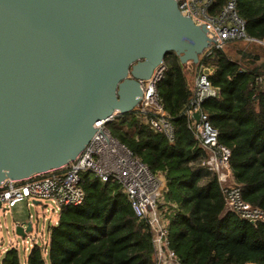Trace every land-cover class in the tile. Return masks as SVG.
I'll use <instances>...</instances> for the list:
<instances>
[{
	"label": "trees",
	"instance_id": "trees-1",
	"mask_svg": "<svg viewBox=\"0 0 264 264\" xmlns=\"http://www.w3.org/2000/svg\"><path fill=\"white\" fill-rule=\"evenodd\" d=\"M227 1L215 0L210 14H219ZM237 10L247 35L264 42V0H237ZM165 63L159 93L175 127L174 140L152 129L138 110L116 116L108 129L164 177L159 209L181 264H264V223L253 225L228 210L217 176L201 166L208 155L187 115L194 97L187 76L191 63L182 64L175 53ZM191 67L209 70L219 94L202 110L218 130L219 143L231 151L232 177L243 199L264 209V45L229 41ZM82 186L84 203L61 211L49 227L48 243L35 244L27 264H156L153 232L135 216L122 185L87 172ZM0 264H21L18 250L7 251Z\"/></svg>",
	"mask_w": 264,
	"mask_h": 264
},
{
	"label": "water",
	"instance_id": "water-1",
	"mask_svg": "<svg viewBox=\"0 0 264 264\" xmlns=\"http://www.w3.org/2000/svg\"><path fill=\"white\" fill-rule=\"evenodd\" d=\"M210 49L177 0H0V185L76 160L167 55L198 64Z\"/></svg>",
	"mask_w": 264,
	"mask_h": 264
},
{
	"label": "built area",
	"instance_id": "built-area-1",
	"mask_svg": "<svg viewBox=\"0 0 264 264\" xmlns=\"http://www.w3.org/2000/svg\"><path fill=\"white\" fill-rule=\"evenodd\" d=\"M177 2L184 16L190 17L195 24L206 27L212 40V48L223 49L233 40L257 41L264 45L263 41L247 35L245 21L237 10V0H228L217 15L209 12L215 0ZM167 72L168 66L163 61L154 69L150 79L142 83L143 97L136 110L146 116L145 121L152 129L164 133L173 141L175 127L159 93V86ZM193 93L187 115L189 128L208 155L201 163L202 168L217 176L228 210L250 222L264 223V209L243 199L241 187L232 177L231 151L219 143L218 130L210 124L208 116L202 110V104L207 99L219 94V90L209 80V70L203 68L196 72ZM196 112L201 115L199 123L194 118ZM114 119L97 123L91 142L76 160L66 166L24 180H5L0 185V210L4 207L13 208L25 201L33 204L49 201L56 207V212H61L66 207L80 206L86 198L82 186L83 176L90 172L103 183L116 181L122 185L135 216L139 221H145L153 232L156 264H181L178 255L171 248L168 221L159 209L165 179L162 175L153 173L148 165L111 134L108 124ZM35 244L37 242L33 241L31 248ZM2 259L0 256V263Z\"/></svg>",
	"mask_w": 264,
	"mask_h": 264
},
{
	"label": "rangeland",
	"instance_id": "rangeland-1",
	"mask_svg": "<svg viewBox=\"0 0 264 264\" xmlns=\"http://www.w3.org/2000/svg\"><path fill=\"white\" fill-rule=\"evenodd\" d=\"M191 65L187 69L189 73L194 70ZM91 175L95 176L93 173ZM56 210L49 201H41L38 205L25 201L13 208L4 207L0 210V256L4 257L7 251L16 248L21 264H27L32 249L31 243L33 241L42 245L48 243L49 227L54 226L60 218L61 212ZM28 221L33 223V231L27 234L26 238L17 235L15 231L17 223Z\"/></svg>",
	"mask_w": 264,
	"mask_h": 264
},
{
	"label": "crops",
	"instance_id": "crops-1",
	"mask_svg": "<svg viewBox=\"0 0 264 264\" xmlns=\"http://www.w3.org/2000/svg\"><path fill=\"white\" fill-rule=\"evenodd\" d=\"M196 72H197V69L196 68H194V70H192L190 73L189 72H187V76H188V79H189V81H190V86H191V88H192V90H193V85H194V83H195V77H196ZM29 204V203H28ZM38 204H41V202L40 201H38V202H35L34 203V205H38ZM29 222H31V221H29ZM24 222H21V223H17L18 225H21V224H23ZM32 225H33V223H32Z\"/></svg>",
	"mask_w": 264,
	"mask_h": 264
}]
</instances>
